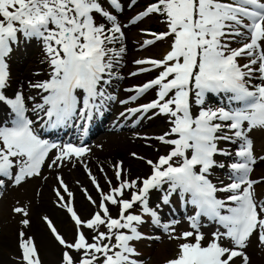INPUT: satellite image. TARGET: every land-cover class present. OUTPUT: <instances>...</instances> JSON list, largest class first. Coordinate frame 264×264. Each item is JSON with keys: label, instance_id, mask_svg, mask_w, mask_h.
<instances>
[{"label": "snow or ice", "instance_id": "snow-or-ice-1", "mask_svg": "<svg viewBox=\"0 0 264 264\" xmlns=\"http://www.w3.org/2000/svg\"><path fill=\"white\" fill-rule=\"evenodd\" d=\"M109 9L122 10L120 0H0V102L11 112L10 122L0 124V177L8 178L14 186L40 176L50 149L58 146L34 131L21 91L11 98L4 94L9 78L5 58L12 51L11 45L18 42V34L25 39H40L44 44L51 76L30 87L46 93L43 103L33 106V111L42 112L47 118L46 126L63 125L77 112L82 117L90 116L93 109L99 108L97 98L104 97L100 88L101 83L107 82L104 76H111L114 62L118 63L117 58L126 51L123 46L118 51L108 47L124 37L122 25ZM153 13L165 17L167 31L151 33L154 39L145 40L142 46L171 38L170 50L162 59L134 61L141 67L132 76L162 70L146 83L126 89L136 93L129 100L156 90V99L127 111L146 114L154 110L153 115H166L169 129L155 139L170 146L169 151L155 161L133 152V158L145 160L150 168V174L135 179L126 178L123 162L117 161L113 165L117 185L110 186L107 193L85 165L92 184L100 192L98 203L88 196L99 210L87 220L55 190L59 206L66 208L77 227L74 242L66 241L48 217L44 220L60 245L80 254L77 261L64 251L62 264H97L98 260L102 264H138L131 259L137 255L131 242L150 238L139 231L146 222L144 217L161 226L157 210L149 207L150 192L161 191V203L165 205L173 194L179 193L184 205L195 208V214L188 217L191 231L170 235V239L185 242L178 245L177 256L165 264H236L237 259L241 264H251L247 249L252 237L255 235L258 244L264 246V201L256 199L254 188L260 181L250 178L257 160L250 136L254 130H264V83L251 84L257 74L264 81V0H156L134 19ZM234 42L241 46L231 47ZM240 58L247 62L239 63ZM77 90L84 94L83 107L79 108L81 93ZM208 93H223L229 105L236 106L205 108ZM193 98L199 106L195 115ZM43 117L38 116V120ZM225 131L231 134L218 135ZM220 140L239 142V147L235 152L237 162L228 166L231 182L217 187L208 176L213 167L224 165H217L214 157L231 155L217 147ZM89 151L66 144L48 167L73 156L83 157ZM100 170L103 172V167ZM105 179L111 185L106 174ZM57 180L71 197L63 179L57 176ZM3 185L4 180L0 179V186ZM218 193L227 195L222 199ZM109 205L119 209L117 216H112ZM136 205L140 206V213L133 211ZM13 211L28 215L21 207ZM202 217L220 226L210 239L201 231ZM21 223L29 226L30 221L23 219ZM176 223L179 222H171ZM171 224H164V229L168 230ZM102 227L106 230L100 231ZM81 228L94 231L92 242ZM225 241L230 243L226 246ZM19 248L24 264H40L34 240L24 231L19 233Z\"/></svg>", "mask_w": 264, "mask_h": 264}, {"label": "rangeland", "instance_id": "rangeland-1", "mask_svg": "<svg viewBox=\"0 0 264 264\" xmlns=\"http://www.w3.org/2000/svg\"><path fill=\"white\" fill-rule=\"evenodd\" d=\"M120 3L122 5V10H109L113 15H116L117 21L123 27V31L124 28L132 26V28L129 29V37L135 43L137 47L136 51L139 54H134L133 61L144 58L162 59L167 51L170 50L171 38L155 41V43L152 45L142 46V43L147 39H154L151 33L158 34L167 31L165 17L153 13L146 17H141L139 20L134 19L154 2L151 0H135L133 3V0H120ZM129 5H131V7H129ZM105 8L107 9L109 6L105 4ZM108 27H111V25L108 24ZM124 34L128 36L126 31H124ZM18 36H20L19 41L11 45L12 51L5 58V62L8 65L9 78L7 81V86L3 91L4 93H8V97H13V92L19 90L23 91L28 96L41 99V90L30 87V84H36L33 81H39L40 83L50 78L51 66L49 63V57L45 52L42 40L37 38L25 39L22 34H18ZM237 40L239 41V38H237ZM118 43L120 48L123 42L119 40ZM112 46L113 44L108 45L110 48H112ZM240 46L241 44L239 42H234L231 45L233 48ZM147 47H151V49L146 50ZM117 59L119 62H114L111 72V75H113L116 80V85L114 87L115 94L112 97L113 101L110 103V106L112 107L116 104L115 99L119 100L121 103V101H124L125 97L128 98L125 100L127 103H121V108H133L134 105L138 107L141 104H147L149 101L156 99V90L150 89L146 93L138 96L136 100H129L128 95L133 96L136 95V93L134 91H126V89H129V87L126 88L125 85H133L134 83L136 86L142 85L155 78L162 69H153L150 72L139 73L138 75L131 76L129 78L125 76L127 69L135 70L141 66H138L133 62L131 65L129 64V68L126 67L125 62L121 61L119 58ZM245 61H247L245 58L239 59V63L241 64L246 63ZM147 66L150 67L149 65H144V67ZM256 67H258V65ZM113 83L114 81H111L110 85L112 86ZM259 83H264V81L259 80L257 74V78H254L251 81V84L255 85ZM219 100L220 99H218L217 93L215 95L212 93V97L206 95L204 107L215 109L223 106ZM115 107L116 106H114V108ZM153 111L154 110H150L146 114L135 112V114L132 115L133 117H137V119H134L133 121L147 120L149 124L145 126L146 128H140V126L137 128L135 127L136 125H134L132 128L127 130L129 131V136H124V138L117 137L113 133H107V135H110L111 140H107L104 143L100 142L99 145L94 144L91 146V154L94 155V157H97L95 160L93 159V161L90 158V153H86L80 158L73 156L71 160L65 159L62 162L58 161L57 165L53 166L52 168H48V165L52 164L53 160L56 159L55 157L58 155L59 149L66 144H71V142L64 144L61 141L55 144L58 146L57 148L50 149V154H48L45 164L41 167L40 176L29 178L25 182H22L20 185L16 186H14L10 180H7L3 186L5 188L2 186L0 188V264H4L5 261L24 264L21 258V250L19 248V233L32 227H37L39 231H41L40 234L43 237L56 243L58 247L54 256L55 258H53L50 263H45V257L38 250L34 240L40 264H62L64 251H69V253L73 256V250L67 249L59 244L44 220V217H48V219L52 221L57 231L66 241L69 243L74 242L77 232V229L75 228V222L71 219V215L67 212L66 208L59 206L60 202L56 196L55 190H59L61 195L65 198L64 202L67 203L70 201L71 206L74 208L77 214L83 220H87L94 212L99 210L96 205L90 207L91 202L89 201L88 196H91L93 200L97 201V203L100 200V192L92 184L88 175V171H91V174L99 183L100 189L105 193L109 191L110 186L117 185L114 175L115 169L113 167L117 161L123 162V167L126 170V178L135 179L137 177H145L150 174V168L145 163V160L152 159L155 161L160 155H165L170 149V146L163 145L160 141L153 138V136L157 137L168 131L169 118L162 114L153 115ZM198 112L199 106L194 103L193 98V114H198ZM109 114H104L103 117L98 120L99 122L94 123L93 126L91 125L92 129L88 132L89 139H86L87 141L84 143V147L89 148L92 141L103 132V129L101 128L102 126L100 125H105L109 122V118H111V114L113 113L111 112ZM104 116H106V118ZM130 121L131 120H129V122ZM5 122L8 123L9 119L4 121L0 117V124H4ZM96 124L100 126V128L98 127L97 130L94 129ZM218 134L230 135L231 133L225 131ZM141 136L142 138H140ZM250 138L253 140L254 154L257 158L256 163L252 165L253 171L250 173V178L260 181L254 185L255 196L257 200L264 201V160L260 159L261 157H264V130H254L251 133ZM238 147L239 142L231 143L220 140L218 148L227 150L231 153V155L226 156L225 159L224 155H215L214 159L217 161V165L222 164L224 167L216 166L210 170L208 178H211L210 180L212 183H219L220 179H222L220 178L222 175L224 176V182H231L229 178L230 175L226 176L223 174V172L225 168H229L228 166L231 163L237 162V157L236 159L233 157L235 160H232L231 157L235 156V152ZM111 151H113V153H111ZM133 152H135L137 156L144 157L145 160L133 158L131 155ZM106 160H108L109 164L107 168L103 167V172L100 170L101 166H99L96 171L94 168L93 170L91 169L90 166L93 165L94 167L98 163H104ZM75 161L76 166H74V169L75 171H79L80 175L83 176V183H76L77 180L75 179L71 181L72 183H70L67 177L64 175V173H66L65 170L71 168V165L73 164L71 162ZM85 165L87 166L88 171H86ZM105 174L107 175L108 179L111 180V185H109L105 179ZM57 175L60 176V178H62L64 183L67 185L68 191L72 193L71 197H69L68 193L60 187L59 181L57 180ZM256 175H258V177H255ZM164 191H167V185L164 186ZM162 195L163 193L157 190H153L149 194V207L156 209L158 214L159 212L162 214L163 219H161V226L153 225L151 218L145 216L144 219L146 222L139 226V231L144 233L146 237L150 238H144L131 242L137 253V255H133L131 259L136 260L138 264H165L167 260L175 258L179 252L178 245L184 243L185 241L180 239H170V235L179 236L184 231H191L188 217L194 215L195 213L193 206L191 204L184 205L179 193L173 194L176 196V198L175 196H173L175 199L171 197V202L169 204H162ZM126 196L127 198H130V192L126 193ZM157 204H160L159 208H156ZM16 207L24 208L28 215L24 216L23 213L14 212L13 209ZM57 207H59L62 213L65 215L63 223L58 222L52 215V210L55 208L58 209ZM109 207L112 216H117L119 209L113 205H109ZM86 208H88V210ZM82 210L85 213H80ZM133 211L139 213V211H141L139 205H136ZM23 219H28L30 221L29 226H25L21 223V220ZM172 221H178L179 223L171 224ZM164 224H171V226L168 230H165L163 227ZM200 224L201 231L208 239L211 238V233L220 228L218 224L208 220L205 217L201 218ZM172 228L175 229L174 233L172 232ZM85 229L86 238L89 242H92L91 236L95 234L94 231L87 228ZM105 230L106 229L103 227L100 229V231ZM220 230L223 231V229ZM28 234L26 236H31L34 239L33 235ZM112 243H115L114 239ZM224 243L227 246L230 242L225 241ZM139 245L140 247H138ZM76 253L73 257L78 261L80 259V254ZM247 254L250 256L251 264H264V246L258 244L257 237L255 235L251 239V243L247 249ZM97 264H102V262L98 260ZM236 264H241L240 259L236 260Z\"/></svg>", "mask_w": 264, "mask_h": 264}, {"label": "bare ground", "instance_id": "bare-ground-1", "mask_svg": "<svg viewBox=\"0 0 264 264\" xmlns=\"http://www.w3.org/2000/svg\"><path fill=\"white\" fill-rule=\"evenodd\" d=\"M132 26H128L127 28H124V31H126V33L128 34V36L126 34H124V37L122 39H120L121 42H123L122 46L126 49V51L121 54L120 57H118L121 61L125 62L126 64V67H129L130 68V65L134 62L133 61V56L134 54L137 55V47L135 45V43L132 41V39L129 37V29H131ZM123 31V33H124ZM20 35V34H19ZM20 37V36H19ZM20 39V38H19ZM33 39V38H32ZM19 41V40H18ZM119 40H117V42L113 43V48L116 49L117 51L119 50V43H118ZM142 43V42H141ZM143 44V43H142ZM151 49V47H147L146 50H149ZM31 50V49H30ZM12 54V53H11ZM14 54V53H13ZM139 55V54H138ZM143 55V54H142ZM138 57V56H137ZM137 59V58H136ZM247 62V61H245ZM130 64V65H129ZM125 67V68H126ZM132 67V66H131ZM148 67V66H147ZM31 69V68H30ZM134 70L133 69H127V72L125 73V76L126 77H131V73L133 72ZM32 72V71H31ZM39 75V74H38ZM28 78V77H27ZM32 78V77H31ZM122 79V78H121ZM21 80V79H20ZM27 80V79H26ZM30 80V79H29ZM28 81V80H27ZM124 81V80H123ZM23 82V81H21ZM33 82H38V81H33ZM23 85V84H22ZM135 85V83L133 85H130V84H126L125 87L129 89L133 88ZM32 89V88H31ZM40 90V89H39ZM42 91V90H41ZM7 97H8V93H4ZM11 98V97H10ZM149 98V97H148ZM128 99L127 97H125L124 101ZM151 102V101H149ZM116 107L117 109L113 108L112 109V113L111 114V118H109V122L105 125H100L102 126L101 128L103 129V132L101 134L98 135L97 138H95L92 143L90 144L89 148L90 151L88 152V154L90 153V158L91 160L93 161V159L95 160L97 157L94 155L91 154L92 152V148H90L91 146H93L94 144L96 145H99V143H104L106 142L107 140H111L110 138V135L107 133H113L115 136L117 137H120V138H124V136H129V131H127L129 128H132L134 125H136L135 127L139 128L138 126H140V128H144L145 126H147L149 123L146 121H136L135 123H128V122H125L122 118V116H119L120 114H122V111H119L120 108H121V103L118 102L116 103ZM0 117L2 119H9V115H10V109L8 108L7 105L3 104L2 102H0ZM3 116V117H2ZM6 123V122H5ZM100 126L98 124H96V126L94 127L95 130L98 129V127L100 128ZM146 128V127H145ZM134 136V135H133ZM88 138V137H87ZM142 138V136L140 137ZM153 138H155V136H153ZM123 142V141H122ZM58 143V142H57ZM70 143V142H69ZM72 143V142H71ZM136 144V143H135ZM122 146V145H121ZM62 147V145H61ZM153 147V146H152ZM142 148V147H141ZM151 148V147H150ZM156 148V147H155ZM122 150V149H121ZM94 151V150H93ZM97 151V150H96ZM57 152V151H55ZM97 153V152H96ZM111 153H113V151H111ZM116 153V152H115ZM124 153V152H123ZM50 154V153H49ZM53 154V153H52ZM233 154V153H232ZM57 155V154H56ZM87 156V155H86ZM236 159V156H232V160H235L234 158ZM56 158V157H55ZM52 159V158H51ZM116 159V158H115ZM109 160V159H108ZM108 160L104 161V163H98L96 166L91 167V169L96 171L97 168L99 166L101 167H104V168H107L108 167ZM50 162V161H49ZM85 162V161H84ZM73 163L71 165V168L69 169H66L64 173V175L67 177L68 181L70 183H72L71 181L72 180H77L76 183H83L82 180H83V176L80 175L79 171H75V167L76 166V161L75 162H71ZM81 163V162H80ZM110 166V165H109ZM49 168V167H48ZM68 168V167H67ZM91 172V171H90ZM94 172V171H93ZM223 174H225L226 176L230 175V169L229 168H225L224 169V172ZM255 177H258V175H256ZM75 182V181H74ZM214 184H217V182H215ZM8 186V185H7ZM40 186V185H39ZM85 186V185H84ZM5 188V187H3ZM175 196V195H173ZM130 199V198H129ZM44 201V200H43ZM111 206V205H110ZM90 207H93V204L91 203V206ZM140 207V206H139ZM58 209H54L52 210V215L55 217V219L58 221V222H62L64 221L65 219V215L62 213V211L60 210L59 207H57ZM88 210V208H86ZM86 210V211H87ZM80 213H85L83 210L80 212ZM87 213V212H86ZM140 213V211H139ZM81 215V214H80ZM27 228V227H26ZM77 229V227H75ZM26 230V229H25ZM24 230V231H25ZM28 231V232H27ZM81 231H83L84 233H86V229L85 228H81ZM27 232L28 235H33L34 236V239L35 240V243H36V246L38 248V250L40 251V253L45 257V263H50L51 260L53 258H55V254H56V249L58 248L56 243L52 242V241H49L47 238L43 237L40 233L41 231H39V229L37 227H32V228H29L25 231V233ZM26 234V235H27ZM92 237V236H91ZM140 244V243H139ZM8 245V244H7ZM140 247V245L138 246ZM8 248V247H7ZM17 250V249H16ZM145 250V249H144ZM16 253V252H15ZM76 251L73 250V256L75 255ZM77 254V253H76ZM1 259V258H0ZM4 264H17L15 262L11 263V262H7L5 261ZM20 264H23V263H20Z\"/></svg>", "mask_w": 264, "mask_h": 264}]
</instances>
